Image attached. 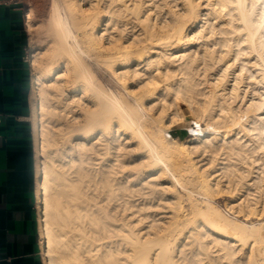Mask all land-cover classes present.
Returning a JSON list of instances; mask_svg holds the SVG:
<instances>
[{
  "label": "bare ground",
  "instance_id": "bare-ground-1",
  "mask_svg": "<svg viewBox=\"0 0 264 264\" xmlns=\"http://www.w3.org/2000/svg\"><path fill=\"white\" fill-rule=\"evenodd\" d=\"M25 19L43 264H264V0Z\"/></svg>",
  "mask_w": 264,
  "mask_h": 264
},
{
  "label": "crops",
  "instance_id": "crops-1",
  "mask_svg": "<svg viewBox=\"0 0 264 264\" xmlns=\"http://www.w3.org/2000/svg\"><path fill=\"white\" fill-rule=\"evenodd\" d=\"M24 9L0 0V264H43Z\"/></svg>",
  "mask_w": 264,
  "mask_h": 264
},
{
  "label": "rangeland",
  "instance_id": "rangeland-1",
  "mask_svg": "<svg viewBox=\"0 0 264 264\" xmlns=\"http://www.w3.org/2000/svg\"><path fill=\"white\" fill-rule=\"evenodd\" d=\"M24 12L31 8L33 11V21L36 24V30L34 31L33 37L36 44H44L47 41V37L45 34L46 22L48 19V11L50 7V0H23L22 4L20 5ZM27 28V27H26ZM27 32V31H26ZM30 35L27 32V53H26V60L28 64H30L28 56L30 54V47L29 45ZM30 67V65H29ZM31 73V67H30ZM183 111L186 115L185 121L182 124L172 126L169 131V135L172 139L175 138H182L188 135V127L190 123V113L185 105H182ZM177 140V139H175Z\"/></svg>",
  "mask_w": 264,
  "mask_h": 264
},
{
  "label": "built area",
  "instance_id": "built-area-1",
  "mask_svg": "<svg viewBox=\"0 0 264 264\" xmlns=\"http://www.w3.org/2000/svg\"><path fill=\"white\" fill-rule=\"evenodd\" d=\"M4 1H7V2L13 3V4H17V5H21L23 0H4ZM0 123H1V115H0ZM187 131H188V134H189L190 133L189 130H187Z\"/></svg>",
  "mask_w": 264,
  "mask_h": 264
}]
</instances>
